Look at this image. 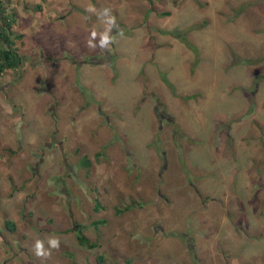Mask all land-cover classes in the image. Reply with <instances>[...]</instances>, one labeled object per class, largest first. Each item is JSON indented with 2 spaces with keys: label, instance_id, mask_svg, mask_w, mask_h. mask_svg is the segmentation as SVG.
Here are the masks:
<instances>
[{
  "label": "rangeland",
  "instance_id": "obj_1",
  "mask_svg": "<svg viewBox=\"0 0 264 264\" xmlns=\"http://www.w3.org/2000/svg\"><path fill=\"white\" fill-rule=\"evenodd\" d=\"M6 1L0 264H264V0Z\"/></svg>",
  "mask_w": 264,
  "mask_h": 264
},
{
  "label": "trees",
  "instance_id": "obj_2",
  "mask_svg": "<svg viewBox=\"0 0 264 264\" xmlns=\"http://www.w3.org/2000/svg\"><path fill=\"white\" fill-rule=\"evenodd\" d=\"M2 2L3 0H0V75L7 69L12 70L17 68L21 64L23 58L14 46V40L21 38V34L15 33L11 28L12 24L14 23V12L12 9H6L4 11ZM33 9L39 11L41 9L40 3H34ZM184 43L189 49L195 52V48L191 43L186 40H184ZM98 155L99 154L96 153V156ZM84 162L86 163V160ZM98 206V203L95 202V209H97ZM94 222H103V220L100 219ZM3 226L10 232L15 228L13 221L8 218L4 219ZM76 240L80 245L86 246L88 248L95 246V242L89 240V238L80 233H77ZM96 259L97 261H100L102 258L101 256H97Z\"/></svg>",
  "mask_w": 264,
  "mask_h": 264
},
{
  "label": "clouds",
  "instance_id": "obj_3",
  "mask_svg": "<svg viewBox=\"0 0 264 264\" xmlns=\"http://www.w3.org/2000/svg\"><path fill=\"white\" fill-rule=\"evenodd\" d=\"M106 13L108 10H105ZM110 23H113L114 24V18L113 20L110 21ZM104 39L106 41V44L108 43V37L107 35L104 36ZM49 244H50V247L51 248H58L59 247V241L57 239H51L49 240ZM34 251H35V255L37 257H46L48 255H50V253H46L44 248H43V244L42 242L40 241H37L36 244H35V248H34Z\"/></svg>",
  "mask_w": 264,
  "mask_h": 264
},
{
  "label": "water",
  "instance_id": "obj_4",
  "mask_svg": "<svg viewBox=\"0 0 264 264\" xmlns=\"http://www.w3.org/2000/svg\"><path fill=\"white\" fill-rule=\"evenodd\" d=\"M6 4H7V1L6 0H3V2H2L3 10H4V7H5ZM0 14H1V12H0Z\"/></svg>",
  "mask_w": 264,
  "mask_h": 264
}]
</instances>
